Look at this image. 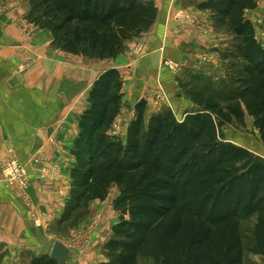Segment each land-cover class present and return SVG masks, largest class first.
<instances>
[{
	"label": "trees",
	"instance_id": "obj_1",
	"mask_svg": "<svg viewBox=\"0 0 264 264\" xmlns=\"http://www.w3.org/2000/svg\"><path fill=\"white\" fill-rule=\"evenodd\" d=\"M30 1L47 20L41 28L53 33L56 48L90 59H116L158 17L156 0ZM258 2L209 0L199 6L211 14L217 32L234 35L224 54L241 61L242 87L217 90L206 101L207 95L197 97L203 109L182 120L169 112L146 127L142 102L124 146L107 136L123 107L122 75L110 69L94 84L79 120L64 220L85 201L106 200L116 186L120 220L105 245L110 264H245L241 222L250 218L256 220L251 253L264 257V159L226 141L223 130L233 119L244 125L248 115L264 144V43L246 18ZM219 97L225 105L216 103ZM32 264L57 263L45 257Z\"/></svg>",
	"mask_w": 264,
	"mask_h": 264
},
{
	"label": "crops",
	"instance_id": "obj_2",
	"mask_svg": "<svg viewBox=\"0 0 264 264\" xmlns=\"http://www.w3.org/2000/svg\"><path fill=\"white\" fill-rule=\"evenodd\" d=\"M207 1L156 0L154 26L129 41L124 53L110 60L90 59L56 48L51 31L28 22L26 3L9 1L8 8L0 12V264H32L34 259L50 258L57 241L51 245L56 236L52 230L68 222L64 216L77 164L74 152L79 120L89 109L90 92L105 71L117 69L122 75L123 107L128 100L133 106L139 102L151 106L152 100L159 104L160 95L167 98L166 102L172 100L165 89L181 97L176 74L163 67V60L179 63L181 69H193L196 75L209 73L208 55L202 53L218 49L212 38L215 28L211 14L199 30L182 16L190 6L199 9ZM263 21L264 16L262 28ZM143 50L146 52L140 55ZM27 56L35 58L30 63ZM191 61L200 64L191 66ZM11 154L29 174L25 198L6 184L3 167ZM113 216L108 211L104 227L103 221L99 222L91 235V240H101L100 231L107 232L104 252L113 238V227L119 223L113 222Z\"/></svg>",
	"mask_w": 264,
	"mask_h": 264
},
{
	"label": "rangeland",
	"instance_id": "obj_3",
	"mask_svg": "<svg viewBox=\"0 0 264 264\" xmlns=\"http://www.w3.org/2000/svg\"><path fill=\"white\" fill-rule=\"evenodd\" d=\"M12 0H0V12H4L8 8V3ZM18 2L26 3L29 7V13L27 20L29 23L34 24L37 28H41L47 24V20L41 18L39 13L34 10L33 2L30 0H16ZM194 6V5H193ZM191 7V6H190ZM187 9L186 12L182 13L183 18L189 20V24L195 27L197 30L201 29V26L209 21V14L199 10L198 8ZM248 19L252 20L254 27L256 28V35L259 42H264L263 28L261 25L262 18L264 16V0H259L257 9L253 12H248ZM36 18V19H35ZM35 20H39V23H35ZM213 41L216 43L218 49L212 53H202L208 55L206 67L209 69V75H196L193 69H181V65L171 60H163V67L169 69L173 74H176V84L179 86L181 97L168 90H164L169 95V99L172 96V100H167L163 96H159V104L157 100H152L151 106H148L146 102V114H145V126H149L152 117L159 114H167L172 112L178 120L183 118L184 113L187 111L201 110L202 107L198 104V98L202 95H207L204 100H208L209 95L213 96L217 90L229 93L230 90L235 89L236 86L241 88L242 84L238 83L240 77L238 68L241 66V61L231 58L226 59L224 54L228 50L230 51L233 41H235L234 35L228 30L217 32L214 30L212 34ZM221 43V44H220ZM226 45V47H224ZM140 49V46H139ZM146 51H142L140 55ZM32 62L35 56H27ZM102 64H106L105 62ZM189 64L199 65L195 61L189 62ZM195 67V66H194ZM193 67V68H194ZM103 68V67H102ZM190 70H192L190 72ZM207 71V70H206ZM174 75V74H173ZM136 83L129 85V91H132L133 86ZM160 88V87H159ZM218 92V91H217ZM176 95V96H175ZM221 97L224 94L221 93ZM180 99V100H179ZM220 100V101H219ZM216 103L225 105L226 102L220 97L215 100ZM166 102V105H163ZM142 102H139L141 104ZM137 106H133L130 100L124 104L122 113L117 118V121L113 124L111 129L108 131L107 136L114 139L116 142H122L124 146L127 145L128 140V129L130 124L137 118L138 110ZM203 109V108H202ZM255 120L250 116H246L245 124L240 125L233 119L232 124H226L223 128L225 140L241 147H244L254 153L256 156L264 159V144L261 140L259 131L254 127ZM147 130V129H146ZM118 189L112 187L109 192V198L107 197L106 202L99 201H85L82 206L77 208L72 213V218L62 226H58V229H53L55 232L54 239L65 241L66 246L70 247L73 251V257L71 264H110V259L106 256L102 244L108 237V234L101 233V240H91V235L97 230L96 226L99 222L103 221L104 227V215H107L108 211L114 215L113 222L118 223L120 220V214L115 210V200L118 197ZM75 203V202H74ZM76 204H73V206ZM102 223V222H101ZM100 223V224H101ZM242 231L245 243V264H264V257L251 253L250 247L252 245V234L256 223L255 218L244 219L242 222ZM111 223L107 225L109 229ZM106 227V226H105ZM80 228H82L80 230ZM78 230V232H76ZM80 230V231H79ZM110 234V233H109ZM98 237V236H97ZM94 242V243H93ZM140 264H155L151 260L140 259Z\"/></svg>",
	"mask_w": 264,
	"mask_h": 264
},
{
	"label": "built area",
	"instance_id": "obj_4",
	"mask_svg": "<svg viewBox=\"0 0 264 264\" xmlns=\"http://www.w3.org/2000/svg\"><path fill=\"white\" fill-rule=\"evenodd\" d=\"M31 59V58H30ZM28 58V60H30ZM6 184L17 196L25 198L30 187L29 174L26 167L14 155H10L4 163Z\"/></svg>",
	"mask_w": 264,
	"mask_h": 264
},
{
	"label": "water",
	"instance_id": "obj_5",
	"mask_svg": "<svg viewBox=\"0 0 264 264\" xmlns=\"http://www.w3.org/2000/svg\"><path fill=\"white\" fill-rule=\"evenodd\" d=\"M50 259L57 264H71L72 251L61 241H56L51 251Z\"/></svg>",
	"mask_w": 264,
	"mask_h": 264
}]
</instances>
